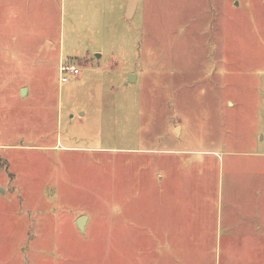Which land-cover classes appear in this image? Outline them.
Here are the masks:
<instances>
[{
	"label": "rangeland",
	"instance_id": "1",
	"mask_svg": "<svg viewBox=\"0 0 264 264\" xmlns=\"http://www.w3.org/2000/svg\"><path fill=\"white\" fill-rule=\"evenodd\" d=\"M139 1L0 0V264H264V0Z\"/></svg>",
	"mask_w": 264,
	"mask_h": 264
},
{
	"label": "crops",
	"instance_id": "2",
	"mask_svg": "<svg viewBox=\"0 0 264 264\" xmlns=\"http://www.w3.org/2000/svg\"><path fill=\"white\" fill-rule=\"evenodd\" d=\"M133 1H135V2L133 4H131ZM126 5H127V7H126V11L125 12L127 13V17L129 19L134 18V16L136 15V13H137V11L139 9L140 1L139 0H128V4H126ZM131 7H132V13L130 15ZM131 75H134V74H131ZM212 76H215V75L213 74ZM135 77H136V75H135ZM209 85H210L209 83L207 85H203L204 93L207 94V95H211L214 99H216V96H214V95H215V93H219L218 85L217 86L215 84H212L210 86ZM255 86L257 88V85H255ZM256 88H254V89L257 90ZM219 90H220V85H219ZM208 106H211V108H213L215 106H217L218 108H221L220 104L218 102H216V101L213 102V103H209L208 102ZM55 148H57V146H55ZM186 170H187V168H186ZM186 173H188V172L186 171ZM129 224L130 223L127 221V225H129ZM169 237H171V236H169Z\"/></svg>",
	"mask_w": 264,
	"mask_h": 264
},
{
	"label": "built area",
	"instance_id": "3",
	"mask_svg": "<svg viewBox=\"0 0 264 264\" xmlns=\"http://www.w3.org/2000/svg\"><path fill=\"white\" fill-rule=\"evenodd\" d=\"M59 72H60V82H61V84L66 83L68 81L67 76L63 77L64 74L65 75L66 74H70L72 76L73 74L76 75L78 73L75 66H67V65L64 66L63 64L60 65ZM74 75H73V77H74Z\"/></svg>",
	"mask_w": 264,
	"mask_h": 264
},
{
	"label": "water",
	"instance_id": "4",
	"mask_svg": "<svg viewBox=\"0 0 264 264\" xmlns=\"http://www.w3.org/2000/svg\"><path fill=\"white\" fill-rule=\"evenodd\" d=\"M135 1H133L131 4H133ZM131 11H130V15H131V13H132V7H131V9H130ZM131 77L132 78H135V75H131ZM26 89H23L22 90V94L23 95H25L26 94ZM87 220H88V217L87 216H83V217H81V218H79L78 220H77V226H78V228L81 230V232H85V226H86V222H87Z\"/></svg>",
	"mask_w": 264,
	"mask_h": 264
},
{
	"label": "trees",
	"instance_id": "5",
	"mask_svg": "<svg viewBox=\"0 0 264 264\" xmlns=\"http://www.w3.org/2000/svg\"><path fill=\"white\" fill-rule=\"evenodd\" d=\"M192 59H193V58H192ZM192 59H191V60H192ZM185 61H186V62L190 61L189 57H186V60H185ZM213 77H214V76H212V71H211V69L208 67L207 81L210 80V79L213 78ZM191 85H192V84H188V86H191ZM167 87H168V86H167ZM184 87L186 88L187 86H186V85H183V86H182V89H183ZM185 88H184V89H185ZM199 89H200V88H199ZM176 90H177L176 93H179V92H180V89H176ZM202 93H203V96H205V97L208 96L207 94L204 93L203 85H202Z\"/></svg>",
	"mask_w": 264,
	"mask_h": 264
}]
</instances>
